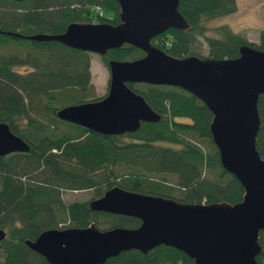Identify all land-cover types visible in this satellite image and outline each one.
<instances>
[{"label":"trees","instance_id":"16d2710c","mask_svg":"<svg viewBox=\"0 0 264 264\" xmlns=\"http://www.w3.org/2000/svg\"><path fill=\"white\" fill-rule=\"evenodd\" d=\"M235 9V0H178V10L189 27L168 28L151 41L178 56L197 54L192 49L196 35L205 42L203 56L232 58L242 44L264 51V28L257 41H249L225 23L213 26L214 33L206 32L203 18ZM117 20L116 0H0V45L11 42L29 49L24 55L0 54V121L29 147L0 156V228L5 231L0 264H50L25 243L47 228L83 227L89 222L99 229L139 224L134 216L89 209L91 198L65 203L61 193L66 189H92V198L115 184L190 203H234L241 198V185L220 165L210 138L209 109L181 88L126 82L159 114L158 120L143 121L131 132L102 134L55 115L64 105L104 95L89 98L90 52L25 36L59 33L71 21L115 24ZM142 54L139 48L123 43L99 56L106 65L109 58L128 60ZM257 109L255 147L264 158V94L258 97ZM204 140L206 148L200 144ZM166 174H172L174 181L169 183ZM258 241L261 251L255 259L264 264V229L259 230ZM102 264L194 262L179 249L159 244L145 253L121 251Z\"/></svg>","mask_w":264,"mask_h":264},{"label":"water","instance_id":"95a60500","mask_svg":"<svg viewBox=\"0 0 264 264\" xmlns=\"http://www.w3.org/2000/svg\"><path fill=\"white\" fill-rule=\"evenodd\" d=\"M20 1V0H13ZM118 20L75 22L59 33H34L33 40H55L66 46L105 55L123 43L143 54L133 59L109 58L106 93L95 100L67 104L55 111L62 120L102 134L136 130L143 121H156L155 112L126 82H145L181 88L210 111V138L220 165L242 187L240 200L181 202L170 197L113 185L88 200L91 210L134 216L136 227L47 228L26 245L50 264H102L121 251L143 253L163 244L179 249L194 264H258V232L264 229V158L255 147L259 125L257 101L264 94V51L242 44L232 58L195 53L172 55L151 43L168 28L189 24L178 0H116ZM28 144L0 121V156L27 151ZM5 236L0 228V240Z\"/></svg>","mask_w":264,"mask_h":264},{"label":"rangeland","instance_id":"374dc122","mask_svg":"<svg viewBox=\"0 0 264 264\" xmlns=\"http://www.w3.org/2000/svg\"><path fill=\"white\" fill-rule=\"evenodd\" d=\"M236 9L235 11L219 16H213L202 19V24L207 27V33H214L212 27L217 24L225 23L233 31L241 33L249 41H257L258 32L260 29L264 28V0H235ZM196 46L192 49L199 55L206 54V45L200 35H196ZM25 49L16 43H6L0 45V54L7 55L9 53H18L19 55H24ZM89 72H90V82H91V94L90 97H99L106 93L109 71L107 65H105L101 57L97 53L90 52L89 54ZM19 70L21 68H18ZM63 128V125H59ZM201 146L204 148L208 147V141H201ZM166 179L168 182L174 181V176L171 174H166ZM176 195V191L173 194ZM93 197L92 189H77V190H63L61 193V198L65 203L74 200H88ZM67 222H64L66 224ZM100 227V226H99Z\"/></svg>","mask_w":264,"mask_h":264},{"label":"bare ground","instance_id":"6f19581e","mask_svg":"<svg viewBox=\"0 0 264 264\" xmlns=\"http://www.w3.org/2000/svg\"><path fill=\"white\" fill-rule=\"evenodd\" d=\"M151 41V40H150ZM151 43H152V41H151ZM153 44V43H152Z\"/></svg>","mask_w":264,"mask_h":264}]
</instances>
